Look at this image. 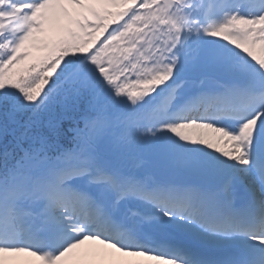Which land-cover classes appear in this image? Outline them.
I'll return each instance as SVG.
<instances>
[{
	"label": "snow or ice",
	"instance_id": "1",
	"mask_svg": "<svg viewBox=\"0 0 264 264\" xmlns=\"http://www.w3.org/2000/svg\"><path fill=\"white\" fill-rule=\"evenodd\" d=\"M0 264H264V0H0Z\"/></svg>",
	"mask_w": 264,
	"mask_h": 264
}]
</instances>
